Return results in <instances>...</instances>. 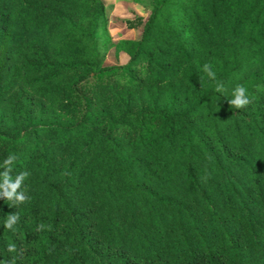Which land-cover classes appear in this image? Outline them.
<instances>
[{
    "label": "trees",
    "instance_id": "trees-1",
    "mask_svg": "<svg viewBox=\"0 0 264 264\" xmlns=\"http://www.w3.org/2000/svg\"><path fill=\"white\" fill-rule=\"evenodd\" d=\"M135 1L0 0V264H264V0Z\"/></svg>",
    "mask_w": 264,
    "mask_h": 264
},
{
    "label": "clouds",
    "instance_id": "clouds-1",
    "mask_svg": "<svg viewBox=\"0 0 264 264\" xmlns=\"http://www.w3.org/2000/svg\"><path fill=\"white\" fill-rule=\"evenodd\" d=\"M204 71L212 79H216V74L211 70V66L208 64L204 65ZM216 91L223 94L227 90L223 84L218 83ZM232 99L228 100L230 106H234L237 109L245 108L250 104V100L247 96V90L242 85H237L232 91ZM16 160L15 155H9L4 161L5 170L0 173V198L12 202L13 205H19L26 202L30 197H27L25 192L21 190L23 181L29 175L28 172H22L15 178L11 176L12 167L11 165ZM18 214H9L5 221L4 227L12 230L13 226L18 222ZM41 224L37 231L43 230ZM8 252H15L16 246L14 244L8 245Z\"/></svg>",
    "mask_w": 264,
    "mask_h": 264
},
{
    "label": "rangeland",
    "instance_id": "rangeland-1",
    "mask_svg": "<svg viewBox=\"0 0 264 264\" xmlns=\"http://www.w3.org/2000/svg\"><path fill=\"white\" fill-rule=\"evenodd\" d=\"M109 7V34L115 42L123 39L137 40L142 34V27L131 28L127 20H134L137 16L147 17L149 8L144 4L136 3L135 0H105ZM128 55L124 54L119 60L114 51L108 55L106 65L124 63Z\"/></svg>",
    "mask_w": 264,
    "mask_h": 264
}]
</instances>
